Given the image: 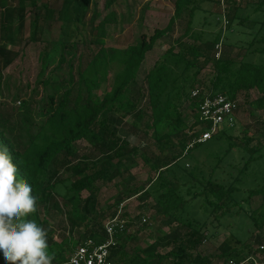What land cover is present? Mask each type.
I'll return each instance as SVG.
<instances>
[{
  "label": "trees",
  "instance_id": "trees-1",
  "mask_svg": "<svg viewBox=\"0 0 264 264\" xmlns=\"http://www.w3.org/2000/svg\"><path fill=\"white\" fill-rule=\"evenodd\" d=\"M39 1L28 0L32 30L24 43L44 44L39 52L41 67L48 64L49 52L58 50L59 58L53 71L65 63L67 74L62 80L54 77L52 82L50 78L42 81L53 89H62L59 95L55 92L46 95L48 115L36 126L34 133L31 131L34 123L25 113H20L14 127L8 115L0 111V144L8 147L19 169L18 179L26 180L32 187V195L37 197L38 211L26 219L47 230L48 253L54 256L52 264H67L74 249L86 239L103 241L106 238L104 221L112 218L118 207L133 196L142 200L153 196L152 208L161 218L160 223L170 227L175 224V227L172 226L169 233L153 244L145 248L132 246L127 253V242L133 239H127L126 231L131 225L128 221L123 231L116 235V245L110 248L108 260L111 264L218 263L255 254L258 249L254 247L264 242V235L260 232L247 235L244 240L235 237V241L242 244L240 249L224 241L219 245L218 253L204 255L199 247L207 238L209 226L206 221L195 219L187 209L192 202L203 200L210 207L215 221L226 220L231 226L233 219H254L244 204L255 194L264 196V177L261 186L247 190V195L240 198L242 202L237 199L240 189L236 182L251 160L261 157L264 119L258 120L251 111L260 140L255 143L249 138L242 140L247 154L244 165L232 180L223 183L213 176L222 157H218L207 176L201 170L188 169L186 164H181V159L197 146L209 144L210 139L218 141L223 136L228 137L232 126L223 125L207 143H192L198 136V132L192 129L196 125L206 129L209 123L198 120L196 114L195 121L187 127L177 113L179 106L172 101L171 95L187 89V98L195 103L204 95L225 94L236 103V115L241 108L238 97H247L254 90L258 96L248 103L264 110V19L257 22L258 26L250 33L252 38L246 45L240 46L244 53L236 60L229 53L235 44H229L231 50L221 51L216 58L218 36L210 38L192 31L196 11L201 10L205 2L217 4V0H174L172 16L164 27L155 28L149 35L140 34L136 43L125 47L106 45V28L117 23L113 10L95 22L97 11L89 7V0H41L43 3L40 4ZM115 1L103 2L109 7ZM236 1H227L222 14L228 32L233 29L234 22L243 26L250 18L238 17ZM13 2L0 0V86L4 84L3 70L22 52L18 49L22 40L14 32L13 20L18 14L17 25L22 27L23 8L19 0ZM263 8L264 0H258L254 11ZM178 22L184 23V30L176 38V45L169 46L154 62L130 102L127 92L133 87L145 54L158 39L171 34ZM58 23L59 36L44 39L43 35L50 26ZM78 45L87 48L85 59L77 55ZM249 54H257L259 61L246 60ZM208 64H212L214 75L210 87L205 89L206 86L196 84V80L200 70ZM108 76H111L109 87L101 92V83L108 80ZM196 87L200 94L193 99L190 91ZM116 108L131 117L126 129L145 141L141 152L118 134V125L111 116ZM80 140L87 142L89 148L78 157L75 143ZM234 146L237 145L229 142L223 156ZM134 157H139L148 166L151 177L127 193L118 194L112 204L105 207L97 204V182L108 183L121 178L128 171L127 160ZM64 173L68 176L63 177ZM83 192H87L85 197H82ZM51 210L65 213V219L50 223L45 214ZM122 215L128 219L125 212ZM142 216L137 214L132 221L141 222ZM254 224L261 229L264 219L254 221ZM165 245L170 249L161 253L158 248ZM0 261L7 264L2 252Z\"/></svg>",
  "mask_w": 264,
  "mask_h": 264
},
{
  "label": "rangeland",
  "instance_id": "rangeland-1",
  "mask_svg": "<svg viewBox=\"0 0 264 264\" xmlns=\"http://www.w3.org/2000/svg\"><path fill=\"white\" fill-rule=\"evenodd\" d=\"M11 1L13 2V0ZM19 1V4L23 8L21 11L24 19L23 25L22 27L17 25V12L13 22L15 23L14 32L18 34L22 40L20 44L21 48H18L19 51L22 49V52L11 65L3 70L4 84L0 86V111L8 115L14 127L21 117L20 113H25L34 123V127L31 129L34 133L36 131V126L40 125L48 115L45 107V102L47 101L46 95L52 92L57 93L55 95H59L62 89L56 90L57 87L53 89L51 86L44 85L42 81L50 78L52 82L54 77L57 80L64 79L67 74V65L64 63L58 70L53 71L59 58V51L52 49L48 55V64L45 67H41L39 52L43 50L44 44L40 42L24 43V40L29 37L32 30V13H30L28 0ZM43 1L40 0L38 3H43ZM103 1L104 0H97L94 3V0H89V7L97 11L95 22L99 21L110 10L116 13L117 23L108 25L106 28L105 41L107 46L125 47L126 45L136 43L139 40L140 34L149 35L155 28L164 27L173 13L174 0H116L109 7H105ZM257 1L258 0L236 1L239 5L238 17L249 16L250 18L243 26H238L236 22H234L233 29L229 32L224 26L225 22L222 18V9L214 2H205L202 4V9L195 13L192 31L203 33L204 36L210 38L217 35L219 41L216 44H218L220 52H229L232 48L229 44H235L232 52L229 53L234 59L238 60L241 54L244 53V49L240 46L246 45V42L252 38L250 33L254 32L256 25L258 26L257 22L264 19V8L258 12L254 11V6L257 4ZM59 26V23L51 25L44 33L43 38L46 40L49 38H57L60 34ZM183 30L184 23L178 22L175 30L171 34H167L164 38L158 39L153 48L145 54V58L138 70L133 87L127 92L131 99L130 102L134 100L137 93L136 88L143 83L145 74L169 46L176 45L175 40L180 36ZM182 40H186V38ZM87 53L88 50L85 46L78 45L77 55H82L83 59H85ZM67 56L68 53H66V57ZM251 59L255 62L259 61L257 54H251L249 58H246V60ZM75 62H77V60H75ZM213 75V66L212 64H208L205 68L200 70L196 84L203 87L206 86L205 89L210 87L209 84ZM110 77L111 76H108V80L101 83V92L108 89ZM257 96L258 93L253 90L247 97H238L241 108L235 115L236 121L230 129L228 137L223 136L218 141L210 139L208 141L210 142L209 144L197 146L181 159V164H186L188 169L191 168L195 172L201 170L204 176H207L208 171L216 164L218 157H222L213 176L216 180L223 183L232 180L233 177L239 173V169L243 167L244 161L247 158V154L243 149L244 144L242 140L244 138H249L251 143L260 140V136L255 132L256 128L253 126V114L258 120L264 119V110L255 108L254 104L251 105L248 103ZM171 99L179 106L177 113L182 117L187 127L191 126L196 119L197 112L196 104L191 101L190 98H187V89H183L182 91L178 90L176 94L175 92L172 93ZM22 101L25 102V104H23ZM18 102L20 103L18 104ZM251 111H254V113L251 114ZM111 116L116 120L118 125V134L122 138L129 140L130 143L136 145L138 151L141 152L140 148L145 145V141L131 134L126 129V125L130 123L131 117L124 115L122 110L117 108L111 113ZM199 128L200 125H196L192 131L198 132ZM229 142L235 143L237 146L232 147L227 155L223 156V152L228 148ZM150 147L153 148V146ZM88 148L89 145L84 140L75 143L78 157L85 154ZM126 163L128 171L125 172L121 178H116L108 183L101 181L97 182L99 187L97 192V204L103 205L104 207L107 204H112L113 199L118 196V194L127 193V191L132 190L135 186L144 183L148 177H151L152 174L148 166L143 164L139 157L131 158L127 160ZM67 176L68 173L63 174V177ZM263 177L264 148L261 151V157L251 160L239 175V179L236 182V185L240 189L237 199L245 197L248 189L261 186ZM149 191H152L151 187H149ZM86 195L87 192L82 193V197ZM152 198L153 196H150L148 199L142 200L138 196H133L121 204L122 212L128 215V220L131 223L126 231L127 239L133 238L127 242V245H129V247L125 249L127 253L130 252L132 246L145 248L153 244L157 239L169 233L172 226L175 227V224L170 227L160 223L161 218L155 214L152 208ZM59 201L62 202L60 198ZM244 208L250 210L254 219H233L231 222L232 225L229 226L226 220L215 221L213 215L210 214V207H208L203 200L191 203L187 209L190 215L201 222L206 221L209 226L207 238L202 240L199 247L204 255L218 253V247L224 241L232 246H236L238 249L242 248V244H238L235 241V237L244 240L247 235L254 236L259 232L264 235V226L259 229L258 226L254 224V221L261 222L264 219V196H262V194L253 195L248 203L244 204ZM63 210L65 212V209ZM137 214L139 216L144 215L148 217V221L144 224L133 222L132 220ZM45 215H47L50 223H57L61 219H65V213L54 210H51L48 214L46 212ZM106 221L107 219L104 223ZM242 223L243 226H241ZM260 225H262V223ZM247 227L249 230H247ZM56 238L60 240V237L57 236ZM162 244H164V242H162ZM262 244L264 245V242ZM260 246L261 245H256L254 247L258 249L254 255L260 259L261 264H264V248L261 249ZM169 249L170 246L168 245L158 248L161 253ZM0 264L3 263L0 261Z\"/></svg>",
  "mask_w": 264,
  "mask_h": 264
},
{
  "label": "clouds",
  "instance_id": "clouds-1",
  "mask_svg": "<svg viewBox=\"0 0 264 264\" xmlns=\"http://www.w3.org/2000/svg\"><path fill=\"white\" fill-rule=\"evenodd\" d=\"M7 146L0 144V252L7 264H52L47 230L26 217L38 211L37 197Z\"/></svg>",
  "mask_w": 264,
  "mask_h": 264
},
{
  "label": "built area",
  "instance_id": "built-area-1",
  "mask_svg": "<svg viewBox=\"0 0 264 264\" xmlns=\"http://www.w3.org/2000/svg\"><path fill=\"white\" fill-rule=\"evenodd\" d=\"M217 5L224 11L225 3L230 0H217ZM223 13V12H222ZM223 21L225 17L222 16ZM224 23V24H225ZM215 56L218 57L220 48L218 44L215 45ZM200 90L198 87L190 91V97L195 99L199 96ZM20 102H18L19 104ZM198 120L209 123L206 129H198V136L193 142L204 143L208 141L212 135L217 133L223 125L233 126L235 118L236 103L225 94H215L214 96H203L202 100L195 102ZM190 144L189 146H191ZM121 205L118 207L116 214L108 219L103 226L106 238L97 242L94 239H86L81 242L71 253L67 260V264H111L108 260L110 248L116 245L115 237L121 233L125 224L129 221L123 217ZM147 221V217H141V224ZM263 249V245L260 246ZM199 264H261L260 259L254 254L245 258L234 260L229 259L224 262L208 263L202 262Z\"/></svg>",
  "mask_w": 264,
  "mask_h": 264
}]
</instances>
